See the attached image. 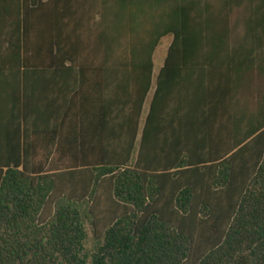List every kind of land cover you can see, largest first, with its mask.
Wrapping results in <instances>:
<instances>
[{
    "label": "trees",
    "instance_id": "1",
    "mask_svg": "<svg viewBox=\"0 0 264 264\" xmlns=\"http://www.w3.org/2000/svg\"><path fill=\"white\" fill-rule=\"evenodd\" d=\"M140 2L0 0V264H264V0Z\"/></svg>",
    "mask_w": 264,
    "mask_h": 264
},
{
    "label": "crops",
    "instance_id": "2",
    "mask_svg": "<svg viewBox=\"0 0 264 264\" xmlns=\"http://www.w3.org/2000/svg\"><path fill=\"white\" fill-rule=\"evenodd\" d=\"M140 1L141 2L138 5L139 9H137V10H139V11H142L143 9L146 10L147 6H145V4H143L142 0H140ZM135 2L137 3V0H135ZM139 11H137L136 13H138ZM97 12H98V10H97ZM93 13H94V11H93ZM171 43H172V37L171 36L164 37L158 42L156 50H155L154 54L152 55V59H151V61L153 63V74H154V76H156L159 73V71L164 67V64L166 63V60L168 58L167 54H168V50H169ZM199 43L202 44V42H197L194 45L200 46ZM239 43L240 42L235 41L233 43L226 44L229 46V49L227 50V53L224 52L223 56L219 55L220 56L219 57L218 55H214V56L209 57V56H204L202 54L201 55H192V56H189L188 58H185V61L186 62H198L200 60L202 61V59H204V57L208 58V60H210V61H219L221 58H223V59H221L220 61H224V59L226 60L228 58L231 60H234L238 57L236 55V49L235 48H236V45H240ZM215 45L218 46V45H220V43L215 42ZM178 61H180V57H179ZM185 68H186V70H184L182 78L184 80L183 83H188V82H186V80L184 78L187 79L188 77H191V73H192L191 66H187ZM177 79L179 81V78H177ZM177 79H175L176 82H174L173 87L178 85ZM188 81H189V79H188ZM152 93H153V88L149 94L148 101L150 100Z\"/></svg>",
    "mask_w": 264,
    "mask_h": 264
},
{
    "label": "rangeland",
    "instance_id": "3",
    "mask_svg": "<svg viewBox=\"0 0 264 264\" xmlns=\"http://www.w3.org/2000/svg\"><path fill=\"white\" fill-rule=\"evenodd\" d=\"M161 49H162V48H161ZM86 229H87V231H88V233H89V235H90V228H89V225H87ZM90 236H91V235H90Z\"/></svg>",
    "mask_w": 264,
    "mask_h": 264
}]
</instances>
